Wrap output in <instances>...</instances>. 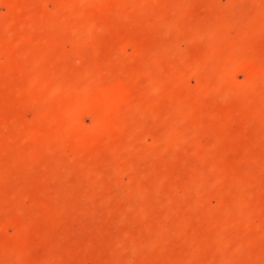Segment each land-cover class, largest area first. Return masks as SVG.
Masks as SVG:
<instances>
[{
    "label": "rangeland",
    "instance_id": "obj_1",
    "mask_svg": "<svg viewBox=\"0 0 264 264\" xmlns=\"http://www.w3.org/2000/svg\"><path fill=\"white\" fill-rule=\"evenodd\" d=\"M0 264H264V0H0Z\"/></svg>",
    "mask_w": 264,
    "mask_h": 264
}]
</instances>
